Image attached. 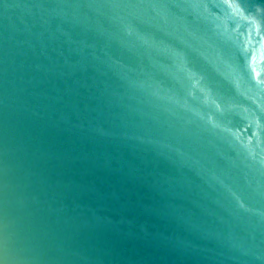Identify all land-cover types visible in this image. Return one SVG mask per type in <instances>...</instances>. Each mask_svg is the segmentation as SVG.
<instances>
[{"label": "water", "instance_id": "water-1", "mask_svg": "<svg viewBox=\"0 0 264 264\" xmlns=\"http://www.w3.org/2000/svg\"><path fill=\"white\" fill-rule=\"evenodd\" d=\"M0 264H264V0H0Z\"/></svg>", "mask_w": 264, "mask_h": 264}]
</instances>
